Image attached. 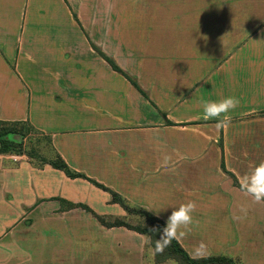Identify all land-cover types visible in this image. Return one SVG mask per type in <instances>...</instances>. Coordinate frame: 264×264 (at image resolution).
<instances>
[{
    "label": "crops",
    "instance_id": "crops-1",
    "mask_svg": "<svg viewBox=\"0 0 264 264\" xmlns=\"http://www.w3.org/2000/svg\"><path fill=\"white\" fill-rule=\"evenodd\" d=\"M28 2L0 0V121L37 115V125L53 129L60 154L67 153L66 142L71 153H80L82 146L89 151L84 161L68 155L67 162L78 171H89L92 151L100 148L109 159L101 165L116 167V177L102 185L130 208L148 211L164 223L172 209L194 201V222L178 240L192 258L203 242L201 258L227 256L241 264H264V203H253L239 183L264 162V6L146 0L148 20L133 23L134 14H127V23L119 24L125 32L115 52L106 54L142 92L104 59L88 53L85 70H53L50 119L44 116V90L34 105L27 82L13 85L18 76L14 47L46 42L32 33L44 24L23 18ZM72 27L75 31L76 23ZM138 28L148 32H128ZM24 51L19 70L26 66ZM44 74L37 76L44 79ZM230 96L240 103L230 112L228 128L202 118L201 98ZM26 186L24 193L21 185L14 193L9 181L0 182V264H166L146 262L144 235L105 228L93 213L61 211V203L50 212L42 204L27 213L45 195L29 193ZM58 190L64 191L60 197L66 204L96 205L100 216L110 215L111 206L118 218L129 216L108 192L89 182L65 183ZM49 222L53 224H45Z\"/></svg>",
    "mask_w": 264,
    "mask_h": 264
},
{
    "label": "rangeland",
    "instance_id": "rangeland-1",
    "mask_svg": "<svg viewBox=\"0 0 264 264\" xmlns=\"http://www.w3.org/2000/svg\"><path fill=\"white\" fill-rule=\"evenodd\" d=\"M145 1L146 0H29L28 6L25 7V10L27 9L28 11V15L24 12L23 18H28L27 23L29 24H44L43 29L32 31V33L36 34V32H38L39 37L43 36L46 38V42L44 45L14 47L16 55L13 58L12 64L14 66V71H18V76L14 75L13 85L19 86L17 82L20 83V81L24 84L27 82L29 85L30 100L34 105L42 101L40 95L41 91L44 90L46 99L44 116L52 119L54 113L52 107V102L54 100L53 70H85L88 66L85 55L88 53H92L94 57L97 56L104 59L110 65L108 60H114L110 58L111 56L108 57L106 54L112 55V53L115 52L117 48L116 43L122 37L120 34L122 35V32H125L120 25L127 23L126 15L134 14L135 22L133 23H141L148 20L147 15L149 7L148 2ZM243 1H245L246 4L264 6V0H231L232 4L235 5H240ZM72 23H76L75 31L73 30ZM128 32L143 35L146 34L148 30L138 28ZM22 49L25 50L22 55V60L26 63V66L25 69L22 68L19 70L18 67H21L20 56ZM103 49L107 53L102 51ZM58 64H60V66ZM110 68H112L111 65ZM42 70L45 71L44 79L37 76L38 72ZM20 72H23V75H21ZM25 72H27V76ZM123 76L131 83L134 81L126 73L125 75L123 74ZM71 80L77 82L79 78L73 77ZM42 116L43 114L41 113V122L43 121ZM13 122L29 124L32 126L30 131L31 134L25 142L22 154L0 155V182L9 181L14 193L19 192L17 189L18 185L22 186L21 192L24 193V186L27 185L26 191L29 193L38 192V194L43 193L45 195L44 198L37 199L34 206L27 208V213L32 212V209L42 204H47L46 212H50L54 204L61 203V211L69 208H76L80 212L93 213L99 219V224L105 228L111 229L116 225H118V227H120L119 225H125L127 227L144 229L149 225L146 217L138 212H127L129 216H126L124 219L121 218V221L120 218L114 215L116 210L111 206L109 207L110 215L100 216L99 212L95 210L99 209L96 205H88L86 203H78L75 205L66 204L60 197V194L64 191L58 190V187L61 186L62 189L65 183L70 182H89L94 185L92 183L94 181L102 185V181L106 182L116 177L114 172L116 167L109 164L108 169H106V165L102 166L101 161L106 162L109 161V159L103 157L102 150L97 148L96 151H92L94 159L89 161V171H78L67 162L68 155L73 158L77 156L78 159L79 156H81L80 161H84L83 157L85 154L89 155V151L84 149V146H82L80 153L79 150L77 153L76 149L71 153L69 145L66 142L65 147L67 153L60 154L59 151H62V148L59 142H55L56 136L53 129H47L41 125H37V115L32 120L28 118V120H15ZM50 122H52V120H50ZM105 152L107 154V151ZM58 156L62 157L71 172L78 173V175L81 176L71 178L64 171L54 168L51 164L57 161ZM98 189L101 190L100 188ZM108 194L113 201L112 195L110 193ZM26 224H32V222L30 223L27 221ZM45 224L51 225L53 223L49 222ZM77 224L79 225L81 223ZM125 226L121 227L126 228ZM145 236L149 235H144V237ZM150 237L154 245L155 240L159 238V234ZM166 254L167 248L162 254H159V256L163 258ZM159 256H155L153 261L150 259L147 249L144 254V258L148 263L157 262ZM235 260L240 262L238 259ZM175 262L179 264L176 260Z\"/></svg>",
    "mask_w": 264,
    "mask_h": 264
},
{
    "label": "clouds",
    "instance_id": "clouds-1",
    "mask_svg": "<svg viewBox=\"0 0 264 264\" xmlns=\"http://www.w3.org/2000/svg\"><path fill=\"white\" fill-rule=\"evenodd\" d=\"M239 103L237 98L231 96L219 101L201 98L202 118L205 120L214 119L217 121V128L226 129L231 125L232 117L230 112L238 107ZM239 183L240 191L246 197H250L253 203H264V162L257 164L249 173L240 177ZM195 210L196 203L194 201L182 203L172 209L162 228L154 227L150 229L152 232H159V238L155 240L154 245L150 236H145L143 239L144 245L148 246L147 252L150 259L154 261L155 256L162 254L173 240H179L187 235V232L190 231V226L194 222L192 213ZM242 211H246V209L242 208ZM156 214L159 215V213ZM233 218L236 220L242 219L240 216H234ZM205 247L206 245L201 242L193 253V258H201L200 250ZM166 264H176V262L169 258Z\"/></svg>",
    "mask_w": 264,
    "mask_h": 264
},
{
    "label": "trees",
    "instance_id": "trees-1",
    "mask_svg": "<svg viewBox=\"0 0 264 264\" xmlns=\"http://www.w3.org/2000/svg\"><path fill=\"white\" fill-rule=\"evenodd\" d=\"M108 61L115 71L121 73L122 75L123 74L125 75V73L114 63V61H110V60ZM132 84L139 91L142 92L137 82L132 81ZM31 129H32V126H30L27 123L0 121V155L22 154L23 148L25 146V142L31 134L30 133ZM51 165L56 169L64 171L71 178H76V177L81 176V175H78V173L71 172L66 162L60 156H58L57 161L52 162ZM222 169L226 171L224 164H222ZM232 177L235 178L233 175ZM92 183L96 187L110 193L112 195L113 202L116 204H120L128 213L138 212L142 214L143 216H145L149 222V225L144 229L127 227L125 225H119L120 227L125 226L127 229L135 231L142 235L152 236L155 234H159V232H152L150 231V229L154 227L162 228L163 225L165 224L162 220L150 214L148 211L130 208L129 206H127V204H125V201L116 192L94 181ZM115 227H118V225H116ZM156 256L158 257L159 254ZM169 258L175 259L179 264H241L235 259L229 258L227 256H209L205 258H195L194 259L186 252V250L181 246L178 240L172 241L171 245L167 247V254L163 258L159 256L157 263H164L168 261Z\"/></svg>",
    "mask_w": 264,
    "mask_h": 264
}]
</instances>
